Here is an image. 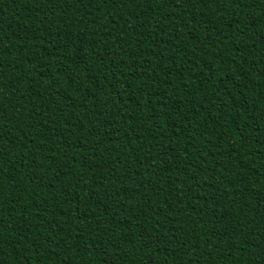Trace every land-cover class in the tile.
<instances>
[{"label": "trees", "instance_id": "16d2710c", "mask_svg": "<svg viewBox=\"0 0 264 264\" xmlns=\"http://www.w3.org/2000/svg\"><path fill=\"white\" fill-rule=\"evenodd\" d=\"M0 264H264V0H0Z\"/></svg>", "mask_w": 264, "mask_h": 264}]
</instances>
